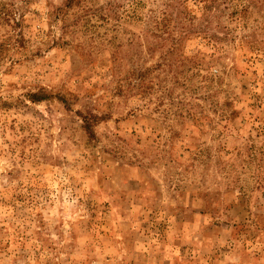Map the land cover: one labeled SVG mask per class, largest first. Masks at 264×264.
<instances>
[{
  "label": "rangeland",
  "instance_id": "rangeland-1",
  "mask_svg": "<svg viewBox=\"0 0 264 264\" xmlns=\"http://www.w3.org/2000/svg\"><path fill=\"white\" fill-rule=\"evenodd\" d=\"M0 264H264V0H0Z\"/></svg>",
  "mask_w": 264,
  "mask_h": 264
}]
</instances>
